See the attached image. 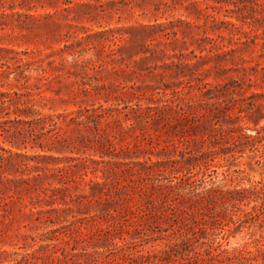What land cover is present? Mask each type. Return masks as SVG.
<instances>
[{
  "label": "rangeland",
  "instance_id": "obj_1",
  "mask_svg": "<svg viewBox=\"0 0 264 264\" xmlns=\"http://www.w3.org/2000/svg\"><path fill=\"white\" fill-rule=\"evenodd\" d=\"M69 1L54 50L81 46L55 55L43 102L61 127L0 124V264H264L263 40L231 42L214 21L236 14L209 0ZM175 185L250 192L190 208Z\"/></svg>",
  "mask_w": 264,
  "mask_h": 264
},
{
  "label": "trees",
  "instance_id": "obj_2",
  "mask_svg": "<svg viewBox=\"0 0 264 264\" xmlns=\"http://www.w3.org/2000/svg\"><path fill=\"white\" fill-rule=\"evenodd\" d=\"M209 1L215 4L214 9L227 8V12L236 14L225 16L235 19V22L225 20L219 24L214 21V29L221 30L220 25H225L231 42H242L240 35H244L247 39L244 44H257L258 40H263L261 46L264 51V16L261 18L254 16L261 0ZM69 5H71L69 0H0V124L15 123L26 126L25 132L32 133L34 136L36 135L35 130L40 132L47 130L51 133L61 127L63 116L43 113L47 107L43 102L46 100L44 94L51 89L57 69L54 61L55 55L59 53L63 56L70 50L81 46L80 43L65 44L63 48L54 50L55 44L68 42L66 39L69 34H63V32L71 28L73 24L69 16L65 15L64 20H61L59 14L60 11L71 12L73 8ZM246 25L250 31L245 30ZM131 33V46L143 49L147 41V29L132 28ZM124 48L121 47L119 50ZM78 53V57L81 58L85 50H80ZM68 55L75 59L76 54L69 53ZM245 138L251 142L250 149L257 151L258 144L262 143L263 137L261 131L257 130L256 136L250 135ZM2 151L7 152L3 148ZM3 152H0L1 174L8 169L5 161H9ZM9 164V168H16L15 163L9 162ZM2 180L11 182L6 176ZM15 184L30 183L27 179ZM28 186L29 188L24 189L27 192L31 191V185ZM180 189L185 191V195L181 196L182 200L179 203L176 199L172 201L176 202L177 206L189 205L190 208L204 205V202L208 200L218 203L219 198L225 199L224 205H236L243 202V199H247L246 194L250 192L247 189L228 193L214 190L205 195L199 192V187L196 188V186L190 185L188 188L178 185L169 186V190L173 194L176 193V196H180L177 194ZM37 196L40 198L41 194ZM239 196L244 198L240 199ZM165 197L169 198L166 195ZM50 198L53 200L52 204L62 205L53 195ZM59 211L64 212L65 210L61 208Z\"/></svg>",
  "mask_w": 264,
  "mask_h": 264
}]
</instances>
